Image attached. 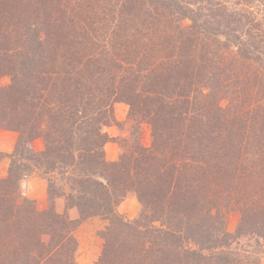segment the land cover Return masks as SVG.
I'll use <instances>...</instances> for the list:
<instances>
[{"label": "trees", "instance_id": "trees-1", "mask_svg": "<svg viewBox=\"0 0 264 264\" xmlns=\"http://www.w3.org/2000/svg\"><path fill=\"white\" fill-rule=\"evenodd\" d=\"M3 75L0 129L18 138L0 177V264H76L61 196L81 220L109 219L95 264H260L224 224L237 211L239 236L264 242V0H0ZM120 99L137 135L108 161ZM41 168L61 181L46 178L45 209L19 190ZM128 193L132 222L117 212Z\"/></svg>", "mask_w": 264, "mask_h": 264}, {"label": "rangeland", "instance_id": "rangeland-1", "mask_svg": "<svg viewBox=\"0 0 264 264\" xmlns=\"http://www.w3.org/2000/svg\"><path fill=\"white\" fill-rule=\"evenodd\" d=\"M235 0H231L233 2ZM190 24L188 19L183 20V25ZM11 81V77L9 75H3L0 77V85L7 86ZM113 121L108 123L104 127V131L108 136V140L104 146V155L106 160L108 161H116L119 159L121 153V145L129 144L130 140L134 136L137 135L136 130L132 126H134L135 122L129 120V104L125 100L116 101L113 104ZM7 130V129H0ZM138 131V130H137ZM141 142L145 146H149L151 142V131L150 127L147 124L141 125ZM18 138V133H17ZM13 140V137H12ZM9 142V141H8ZM11 142V139H10ZM17 139L14 143L13 148L9 153H3L0 159V177L5 178L8 175V169L10 164V155L14 151L16 147ZM128 146V145H127ZM44 148V143L42 138H36L30 142L29 149L34 151H40ZM44 168L34 170L30 175L23 178L20 182L19 190L23 196L28 199V196L24 193L23 183L24 181L32 176H39L46 181V190L48 191V183L47 177H53L57 183V187H60L61 181L59 179V175L57 173H48L45 177H43ZM41 173V175H39ZM65 185V184H64ZM66 186H62V189H58L60 192L62 190H66ZM33 200V199H31ZM60 200L63 203L64 208L60 210L56 206V201ZM35 201V200H34ZM36 206L39 209H45L48 204V193L47 200L44 204L36 202ZM124 204V208H123ZM128 204V205H127ZM53 206L55 210L59 213H65L69 219L78 223L77 227L74 229V236L77 242L76 249V264H95L101 254L103 243H104V232L109 225V219L104 216H94L81 220L79 217V213L76 207H67V202L64 196L57 197L53 201ZM141 205L138 199L133 195V193H128V196L117 206L118 214L123 218L124 221L132 222L135 220L140 213ZM240 221V214L237 211L229 212L224 228L226 233L229 236V244L231 249L236 252L240 250L244 251L245 255L249 256L250 261L258 260L260 264H264V242L260 240H255V238H249L247 235L239 236L236 232L238 228V224ZM237 237H239L237 239ZM238 253V252H237ZM247 257V256H246ZM247 262V261H246ZM253 263V262H252Z\"/></svg>", "mask_w": 264, "mask_h": 264}, {"label": "crops", "instance_id": "crops-1", "mask_svg": "<svg viewBox=\"0 0 264 264\" xmlns=\"http://www.w3.org/2000/svg\"><path fill=\"white\" fill-rule=\"evenodd\" d=\"M16 139L17 132L11 130H0V152L9 153L13 148ZM46 186V181L39 176L29 177L23 183V189L26 196L41 204H44L47 200ZM56 206L60 210H63L64 208V205L60 200L56 201Z\"/></svg>", "mask_w": 264, "mask_h": 264}]
</instances>
